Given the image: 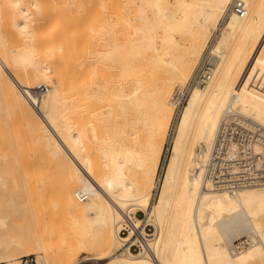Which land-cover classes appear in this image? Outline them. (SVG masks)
<instances>
[{
    "label": "bare ground",
    "instance_id": "6f19581e",
    "mask_svg": "<svg viewBox=\"0 0 264 264\" xmlns=\"http://www.w3.org/2000/svg\"><path fill=\"white\" fill-rule=\"evenodd\" d=\"M48 1L0 0V96L60 175L53 204L74 231L56 256L41 237L38 264H80L81 252L105 264H264V186L215 189L201 170L228 111L264 135V0H242L244 16L227 14L234 0H98L95 22L83 23L77 5H92L58 0V23ZM207 48L203 80L180 107ZM42 85L49 91L37 97ZM140 124L151 132L146 141ZM8 181L0 174V187ZM9 183L20 191L17 176ZM136 209L156 233L135 254L132 233L120 231L143 225ZM25 210L0 206V235L11 213ZM19 259L0 251V264Z\"/></svg>",
    "mask_w": 264,
    "mask_h": 264
},
{
    "label": "rangeland",
    "instance_id": "374dc122",
    "mask_svg": "<svg viewBox=\"0 0 264 264\" xmlns=\"http://www.w3.org/2000/svg\"><path fill=\"white\" fill-rule=\"evenodd\" d=\"M63 1L64 0H62V2ZM88 1L89 0L87 1L83 0V2H86V6L88 4L89 7L91 5L92 6L90 7V9L87 8V10L85 11H84L85 7L80 5L84 8L81 9L77 5V8L80 9L79 13L82 14L85 13L86 11L88 12L82 14L84 15L85 18L81 14H80L81 16L78 14V10L76 8L77 13L75 12V14H78V17L80 18L79 21L81 20L80 22L82 23L85 22L86 21L85 19H88L89 17L92 19L93 22H95L96 16L99 13L98 9L101 7L100 2H98V0H94L93 4H92V0H90V2ZM96 1L97 4L95 3ZM62 2H58V0H51V2H49L52 4L51 7L52 10L50 9L51 11L49 12H52L53 14L52 16H55V20L53 19L54 21L58 19H60L61 21L62 19H64L63 13L65 7H63ZM80 2H82V0ZM80 2L78 0L77 4H80ZM63 3H65V1ZM96 5L97 6L100 5V6L97 7ZM91 8L92 9L94 8L93 11H91L92 10ZM230 8L231 5L229 6L227 14ZM95 12L97 14L93 15L95 14ZM227 17L228 15H226L225 18L221 20L218 28L223 24L224 20H226ZM57 22L59 23V20ZM61 23L62 22H60V24ZM77 29L75 30L74 28H72V30L69 29L68 32L69 31L73 32V30L78 31ZM65 31L67 30H65L64 28V32ZM215 36L216 34H214L212 38L214 39ZM80 45L81 44H78L79 47ZM79 51L82 52L83 50L79 48ZM207 52H208V48L204 51L202 59L207 54ZM116 74L117 76L112 75L111 73L112 76L110 75L111 76L110 78L115 76L118 78L119 81H121L120 77H118L119 76L118 73ZM117 78H113V80L116 81ZM119 81L117 83H119ZM122 82L119 84H122ZM127 82L126 83L123 82V85L124 86L126 85L128 88H131L132 87L131 82L130 81ZM188 84L189 81L187 83V86ZM188 95L189 94H187L186 100L183 101L180 107H182L186 103ZM103 109L106 108L103 107ZM178 110L179 108L175 112L174 120H176L177 118ZM146 128L147 127L144 126L143 124L139 125V137L142 136L144 138V141L148 139L149 136L148 134L151 133L149 132L150 130H147L148 128L147 129ZM170 130L172 132V129ZM19 132L24 133L23 141H18L16 139V134ZM108 135L109 134L105 132V136ZM169 139L170 136L168 135L164 143L166 150L164 149V153L162 156V161H165L161 163L162 168H164L170 156V150H167V148L169 149L171 148L170 145L171 143ZM140 140L143 141V139L141 138ZM11 168H14L15 171L13 170L14 172H12V170H10ZM162 168L160 169L159 175L163 174L164 169ZM0 174L3 175L5 174L6 180L7 181L9 180L7 182V185L0 187V206L12 207V205L17 204L26 208V210L23 212L11 213L10 217L7 219L9 223L8 224L9 230L5 234L0 235V251L2 252V256L5 259L20 258L19 261H21V258L31 255L35 256L36 259H40V257L43 256L39 246V240L41 239V237L45 238L49 243L56 246V250L54 252V255L56 256L57 255L56 252H58V250L60 249H63V247L65 246L64 239H70L74 235V231L72 229V224H71V218L67 216V214L63 213L55 204H53V200H55L57 196L55 189L61 177L59 174L55 172L53 168H51L48 161L40 153L39 148L34 146L31 140L29 139V137L25 134V130L22 122H20V120L16 118L15 115L9 114V111L5 106L1 96H0ZM16 176L20 180V184H19L20 191H16L15 187H12V185L9 183L11 178ZM160 194H161V189L160 190L155 189L153 191L151 206L149 207V211L151 210L153 203L159 201ZM134 212L135 214L137 212L136 217L143 219L147 218V214L143 210L136 209L134 210ZM153 228H155L154 225ZM5 239H7L8 241H12L13 245L9 247V245L6 242L4 243V246H2V241ZM134 253L136 254L138 252H134ZM88 256L91 255H89V253L81 252L79 258L83 262H80V264L106 263V260L83 259ZM36 264H38V262Z\"/></svg>",
    "mask_w": 264,
    "mask_h": 264
},
{
    "label": "built area",
    "instance_id": "2783aa9c",
    "mask_svg": "<svg viewBox=\"0 0 264 264\" xmlns=\"http://www.w3.org/2000/svg\"><path fill=\"white\" fill-rule=\"evenodd\" d=\"M231 7L241 16L246 14L242 0H234ZM209 62V56L206 54L187 88L181 93L180 106L186 100L189 91L202 82L205 67ZM48 91L49 87L42 85L34 90V95L41 97ZM201 170L206 185L215 189L234 192L244 187L264 186V135L261 126L258 124L251 126L241 122L234 112L228 111L221 120L213 147L202 162ZM77 197L80 202L86 199L83 195ZM141 219L143 225L137 226L134 221H131L123 224L120 231V235L125 238L132 233L133 240L128 248L138 253L141 252L143 244L149 245V241L154 239L156 233L153 225L146 219ZM36 262L37 259L33 255L21 259V264H36Z\"/></svg>",
    "mask_w": 264,
    "mask_h": 264
}]
</instances>
